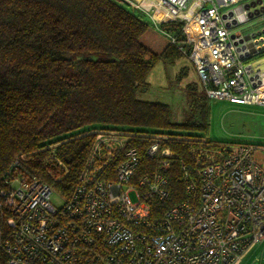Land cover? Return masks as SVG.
Segmentation results:
<instances>
[{"label":"built area","instance_id":"obj_1","mask_svg":"<svg viewBox=\"0 0 264 264\" xmlns=\"http://www.w3.org/2000/svg\"><path fill=\"white\" fill-rule=\"evenodd\" d=\"M110 1L146 17L191 63L205 98L264 106V32L234 30L254 18L264 29V0ZM87 133L67 192L56 184L69 171L58 142L38 149L48 150L42 172L19 153L2 174L4 264H237L264 241V143L114 127ZM142 155L154 167L139 174ZM174 165L182 195L171 201Z\"/></svg>","mask_w":264,"mask_h":264},{"label":"trees","instance_id":"obj_2","mask_svg":"<svg viewBox=\"0 0 264 264\" xmlns=\"http://www.w3.org/2000/svg\"><path fill=\"white\" fill-rule=\"evenodd\" d=\"M147 29L145 19L110 0H0V186L16 154L25 153L42 172L48 150L38 149L58 142L55 153L69 171L56 184L67 192L88 149L87 131L94 128L206 129V100L192 102L197 120L173 123L167 104L137 98L158 60L182 56L168 44L152 52L141 40ZM183 145L172 146L186 158ZM153 167L142 155L138 173ZM170 178L173 201L182 195L175 165ZM3 218L0 210V227Z\"/></svg>","mask_w":264,"mask_h":264},{"label":"rangeland","instance_id":"obj_3","mask_svg":"<svg viewBox=\"0 0 264 264\" xmlns=\"http://www.w3.org/2000/svg\"><path fill=\"white\" fill-rule=\"evenodd\" d=\"M136 14L146 19L139 12ZM259 26V19L254 18L239 24L234 30L246 34L257 30ZM141 40L154 53H159L166 45L165 40L149 27ZM146 80L147 87L137 93V98L167 104L173 123L183 122L188 116L197 120L198 111L192 106V102L201 104L206 100L207 127L200 133L212 140L264 143V106L204 98L193 66L183 56L173 58L172 61L158 60L147 74ZM51 202L59 204L60 197L52 194ZM237 264H264V241L255 245Z\"/></svg>","mask_w":264,"mask_h":264},{"label":"water","instance_id":"obj_4","mask_svg":"<svg viewBox=\"0 0 264 264\" xmlns=\"http://www.w3.org/2000/svg\"><path fill=\"white\" fill-rule=\"evenodd\" d=\"M259 1V0H258ZM252 4H254L253 2H252ZM262 32H264V29H258V30H256V31H253V32H250V35L252 36V37H255V35H259V34H261ZM239 33V31H237V34ZM232 36H233V34H232ZM262 39H264V37H261V40Z\"/></svg>","mask_w":264,"mask_h":264},{"label":"crops","instance_id":"obj_5","mask_svg":"<svg viewBox=\"0 0 264 264\" xmlns=\"http://www.w3.org/2000/svg\"><path fill=\"white\" fill-rule=\"evenodd\" d=\"M248 253H249V252H248ZM248 253H247V254H248Z\"/></svg>","mask_w":264,"mask_h":264}]
</instances>
